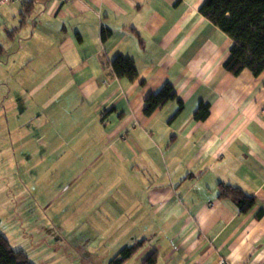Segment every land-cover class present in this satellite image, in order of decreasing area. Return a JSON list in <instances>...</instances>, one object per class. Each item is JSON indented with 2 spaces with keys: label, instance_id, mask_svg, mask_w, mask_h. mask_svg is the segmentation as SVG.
<instances>
[{
  "label": "crops",
  "instance_id": "0c3cea01",
  "mask_svg": "<svg viewBox=\"0 0 264 264\" xmlns=\"http://www.w3.org/2000/svg\"><path fill=\"white\" fill-rule=\"evenodd\" d=\"M203 1L0 3V157L8 141L17 152L35 140L83 178L91 169L80 198L117 236L109 257L142 241L127 264L151 254L155 264H264V72L224 69L232 40L200 14ZM115 57L134 62L135 80L113 76ZM167 82L176 99L145 115ZM218 183L255 203L241 212L217 198Z\"/></svg>",
  "mask_w": 264,
  "mask_h": 264
},
{
  "label": "rangeland",
  "instance_id": "374dc122",
  "mask_svg": "<svg viewBox=\"0 0 264 264\" xmlns=\"http://www.w3.org/2000/svg\"><path fill=\"white\" fill-rule=\"evenodd\" d=\"M28 98L22 93L18 101ZM15 112L17 108L7 114L12 130ZM23 142V151L9 152L8 141L6 156L0 157V233L12 249L38 264H111L115 255L108 253L117 236L98 228L97 211L85 208L80 198V183L94 172L87 170L83 178L77 163L69 169L58 155H47L40 142L38 149L35 140Z\"/></svg>",
  "mask_w": 264,
  "mask_h": 264
},
{
  "label": "trees",
  "instance_id": "16d2710c",
  "mask_svg": "<svg viewBox=\"0 0 264 264\" xmlns=\"http://www.w3.org/2000/svg\"><path fill=\"white\" fill-rule=\"evenodd\" d=\"M181 0H176V3ZM199 12L210 23L217 26L232 40L229 55L223 67L232 75L249 70L254 76L264 72V0H204ZM109 31L101 28V40H105ZM108 67L116 78L133 81L137 78V69L131 59L115 57ZM176 99L170 83H165L156 92L145 99L144 114L150 115L158 107ZM179 112L183 104L179 100ZM209 114V105L200 102L195 109L196 120H204ZM217 198L231 200L241 212L248 211L255 203V197L246 194L239 187L218 183ZM142 241L123 246L111 259V264H124L140 248ZM156 255L148 256L143 264H155ZM0 264H33L23 251L14 250L5 236L0 233Z\"/></svg>",
  "mask_w": 264,
  "mask_h": 264
},
{
  "label": "built area",
  "instance_id": "2783aa9c",
  "mask_svg": "<svg viewBox=\"0 0 264 264\" xmlns=\"http://www.w3.org/2000/svg\"><path fill=\"white\" fill-rule=\"evenodd\" d=\"M12 1H24V0H0V3H10ZM61 2H67V1H72V0H59ZM220 264H229L227 261L225 260H221Z\"/></svg>",
  "mask_w": 264,
  "mask_h": 264
}]
</instances>
